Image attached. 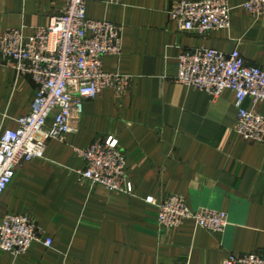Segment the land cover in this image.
I'll return each instance as SVG.
<instances>
[{"label":"crops","instance_id":"crops-1","mask_svg":"<svg viewBox=\"0 0 264 264\" xmlns=\"http://www.w3.org/2000/svg\"><path fill=\"white\" fill-rule=\"evenodd\" d=\"M178 0H88L86 15L122 28L120 55L102 58L105 71L130 77L122 94L103 89L83 104L77 131L49 139L44 156L22 163L0 197L6 214L28 215L41 238L15 255L0 249V264H222L229 253L264 249V144L233 131L234 92L210 95L174 81L184 49H237L264 68V16L229 0L228 29L205 35L183 31L169 11ZM65 0H0V31L25 35L60 14ZM36 84L0 58V133L14 129L32 106ZM243 106L250 107L249 100ZM264 114V101L256 105ZM113 135L126 156L132 194L90 184L77 173L84 163L75 148ZM181 195L194 209L227 214L221 233L185 221L165 228L156 201Z\"/></svg>","mask_w":264,"mask_h":264},{"label":"built area","instance_id":"built-area-1","mask_svg":"<svg viewBox=\"0 0 264 264\" xmlns=\"http://www.w3.org/2000/svg\"><path fill=\"white\" fill-rule=\"evenodd\" d=\"M87 1L65 0L64 10L30 35L21 28L0 31V58L10 61L17 75H28L36 84L30 111L17 118L14 129L0 133V197L17 167L44 156L49 139L77 131L73 122L86 100L108 88L122 94L129 86L128 75L102 67L104 56L121 54L122 28L107 19L88 17ZM242 7L252 16H264V0H245ZM169 15L178 29L205 35L229 28L231 6L229 0H178ZM174 81L214 96L233 91L238 109L234 133L264 144V114L256 109L264 101V68L247 63L237 49L228 53L205 47L184 49L177 57ZM247 99L250 107L243 106ZM74 150L84 163L77 171L81 179L111 192L133 193L126 156L113 135ZM145 200L156 205L157 221L165 228L193 220L215 234L227 226L224 211L194 210L178 194ZM40 230L28 215L6 214L0 221V249L20 255L34 242L52 247V238H41ZM222 264H264V249L229 253Z\"/></svg>","mask_w":264,"mask_h":264}]
</instances>
